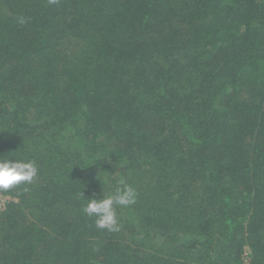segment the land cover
<instances>
[{"label": "trees", "instance_id": "16d2710c", "mask_svg": "<svg viewBox=\"0 0 264 264\" xmlns=\"http://www.w3.org/2000/svg\"><path fill=\"white\" fill-rule=\"evenodd\" d=\"M0 159V264H264V0H0Z\"/></svg>", "mask_w": 264, "mask_h": 264}, {"label": "clouds", "instance_id": "9594fccd", "mask_svg": "<svg viewBox=\"0 0 264 264\" xmlns=\"http://www.w3.org/2000/svg\"><path fill=\"white\" fill-rule=\"evenodd\" d=\"M20 23L25 21L21 19ZM38 173L34 161L0 159V191H9L20 185H30ZM24 191H28L25 187ZM82 196V193L80 194ZM82 211L86 216L95 217V226L109 232L120 230L116 207H130L136 203L137 192L130 185H122L102 198L84 199Z\"/></svg>", "mask_w": 264, "mask_h": 264}, {"label": "built area", "instance_id": "2783aa9c", "mask_svg": "<svg viewBox=\"0 0 264 264\" xmlns=\"http://www.w3.org/2000/svg\"><path fill=\"white\" fill-rule=\"evenodd\" d=\"M247 257H248L247 254H245V258L243 260V264H250L249 263V259Z\"/></svg>", "mask_w": 264, "mask_h": 264}, {"label": "rangeland", "instance_id": "374dc122", "mask_svg": "<svg viewBox=\"0 0 264 264\" xmlns=\"http://www.w3.org/2000/svg\"><path fill=\"white\" fill-rule=\"evenodd\" d=\"M4 199L0 198V207L3 205Z\"/></svg>", "mask_w": 264, "mask_h": 264}]
</instances>
